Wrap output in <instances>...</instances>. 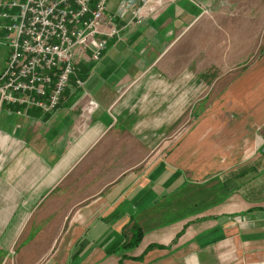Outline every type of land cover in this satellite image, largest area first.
<instances>
[{"label": "crops", "instance_id": "1", "mask_svg": "<svg viewBox=\"0 0 264 264\" xmlns=\"http://www.w3.org/2000/svg\"><path fill=\"white\" fill-rule=\"evenodd\" d=\"M161 1L117 16L120 37L77 62L52 110L0 103V264H264V0L242 54L180 75L185 10ZM210 68L221 100L184 121L168 95Z\"/></svg>", "mask_w": 264, "mask_h": 264}, {"label": "built area", "instance_id": "2", "mask_svg": "<svg viewBox=\"0 0 264 264\" xmlns=\"http://www.w3.org/2000/svg\"><path fill=\"white\" fill-rule=\"evenodd\" d=\"M145 2L128 7L122 0L112 13L108 0H0V44L10 48L0 73V103L52 110L77 62L99 60L108 40L120 37L116 17L130 14L138 22Z\"/></svg>", "mask_w": 264, "mask_h": 264}, {"label": "rangeland", "instance_id": "3", "mask_svg": "<svg viewBox=\"0 0 264 264\" xmlns=\"http://www.w3.org/2000/svg\"><path fill=\"white\" fill-rule=\"evenodd\" d=\"M167 2L168 0H162L158 7ZM261 2L262 0H175V7L185 10L180 17L175 18V73L180 75L189 70L186 65L193 68L199 65L219 66L221 59L230 60V57L242 54L241 44L251 37V26L256 24L255 7L261 6ZM119 7L120 5L117 11ZM189 71L193 72L194 69ZM185 74V85L175 88V94L168 97L173 96L175 103H182L186 107L180 110V118L191 123L196 118L192 114L193 110H190L191 105L209 99L221 100V93L218 92L220 84L215 83L224 78L220 76L223 73L215 68L208 69L205 75ZM188 128L187 125L180 126L179 132L185 133ZM173 134L175 126H166L158 135L157 141L164 139V145L169 144L168 140L172 138L169 136ZM146 160L148 164L152 159Z\"/></svg>", "mask_w": 264, "mask_h": 264}, {"label": "trees", "instance_id": "4", "mask_svg": "<svg viewBox=\"0 0 264 264\" xmlns=\"http://www.w3.org/2000/svg\"><path fill=\"white\" fill-rule=\"evenodd\" d=\"M135 226H134L135 231H134L131 239L129 240V242L126 244V246H134L141 239L142 231H141V229L138 226H136V227Z\"/></svg>", "mask_w": 264, "mask_h": 264}, {"label": "water", "instance_id": "5", "mask_svg": "<svg viewBox=\"0 0 264 264\" xmlns=\"http://www.w3.org/2000/svg\"><path fill=\"white\" fill-rule=\"evenodd\" d=\"M137 0H128V7L134 4Z\"/></svg>", "mask_w": 264, "mask_h": 264}]
</instances>
